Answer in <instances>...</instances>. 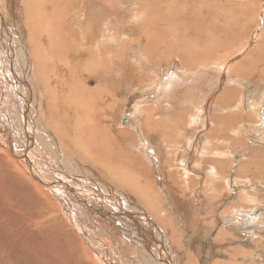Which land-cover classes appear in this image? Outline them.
<instances>
[{"label":"bare ground","instance_id":"bare-ground-1","mask_svg":"<svg viewBox=\"0 0 264 264\" xmlns=\"http://www.w3.org/2000/svg\"><path fill=\"white\" fill-rule=\"evenodd\" d=\"M112 1L113 0H66L61 3L60 0H20L24 6V18H21V22H23L24 25L10 22L7 19L9 16L5 14L4 2L3 6L0 7V64L6 67L8 80H10V82L12 79L16 80L14 85L16 86L15 97L16 94L20 95L21 87L26 88L27 90L30 87L28 93H31V97L29 98L32 100V103H34V96L38 93L37 91H40L41 93L42 88L43 94L46 97V102L49 99L47 94L60 102V106L56 104L55 110L53 111V113L60 119L59 124L57 125V129L60 130V133H56L57 130H55L54 132L57 136L54 135V137L45 126L49 128H55V126L45 118V126L40 125V127L36 129L37 132L41 134L35 136L36 140L34 144L35 149L41 152L42 149H46V139H48V143L51 145L56 157H60V168L51 169L49 166H45L39 171L29 170L31 161L34 162V160L31 159L32 151L28 148V143L20 138H18L17 141H10L9 138H6V132H8L10 128L15 129L13 132L16 135L19 134V132L17 126H14L16 121H10L0 113V166L3 167V163L8 159L6 154H11L14 150L16 152L14 153L15 159H17L15 161L17 163L20 162L24 168V172L21 168L15 171L18 172V176L24 181L27 187L26 193L28 199L31 200L30 212L28 216L25 217L30 224L28 227L30 228L29 232H27V230L21 231L20 229H17L14 231V234H16L17 237L23 236L27 239L28 243L31 244L34 240H37L34 235L36 234L40 243L38 245L41 246L38 252L43 257V260L47 261L49 257L53 256H51V252L45 248L44 244L47 239L51 238V236L47 233L42 238V228L45 226L48 229L49 224H52L53 226L60 224V233L62 236L66 235L68 240L78 241L74 248H76L82 255V258L84 259L83 262H91L94 264L99 258H104L106 251H101V249L104 248L100 245L99 237L95 231L104 229V226L101 224L103 223V218L105 217L104 212H106V210H109V213L112 215L111 217H116V213L119 215L120 211L118 205L114 201L119 198L118 194L115 192L116 188L115 186L112 187V185L110 186V184L100 180V176L105 177L100 173L99 169H101L106 176L110 178L117 177V180L120 181L122 186L128 188L133 186L135 191L142 192L140 193L141 198H144L145 194L147 196V199H145L147 201L146 206H126L128 207L126 210L130 211L129 214H127L128 218L124 217L121 220L124 222L122 223L123 230L125 232L128 231L125 233L128 236L127 242H122L126 251L118 256L110 254L109 257L111 260L115 264H169L167 261H169L170 256H162V254L166 253L169 249V247H166L168 243L164 242L165 240L162 238L158 226L145 218H142L143 222H137L135 220V218H138L137 215L142 214L144 208L153 214L160 210L165 212L166 210H169V208H172L170 206H173L171 201L166 199L163 201L164 197L161 198L160 194L155 190L156 186L159 188L162 186L163 188L164 186H168L165 180L166 178H164L165 160L161 163L164 156L157 138H168L164 135V123L170 120L169 117H171V115L167 117V120L164 118L158 122L154 121L153 118L155 117L154 114L166 115L168 111L172 110L168 105L173 101L172 96H174L175 93L173 89L169 94V89L171 88L167 87L177 86V88H179L181 85L178 83L181 81V77L179 78V81L176 79L173 84L172 79L168 76L165 77V75H159V77H157L156 71L158 72V69L161 67V64L159 63L163 62V58L166 57L167 59H170L172 57H177L181 66L189 70V77H187V79H191L192 75L197 78H204V76L207 78L209 75L223 74V72L219 73L220 68L218 67L206 69L208 72L200 70L196 74L192 73L190 68H187V65L191 63L202 66L211 65L214 59L220 64H225L226 67L234 73L235 67L230 64L232 61L230 60L226 62L225 59L232 54L233 48L229 46L223 47L221 42L215 43V39L212 35V33H216L218 30L225 31L223 26L228 23L223 22L228 20L224 14L219 13V10L213 7L215 0H198L200 3H204L203 8L205 9V12L199 11L200 14L205 18L213 19L210 23L206 24L209 26L203 28L193 24L188 18L189 16L185 14H180L178 12L177 14L169 12L157 14L159 18L164 20L177 19L185 21L186 25H184V29L187 31L185 33L182 32V30H184L183 28H178L177 31L170 21H168L165 26L161 27L152 25L146 21H131L129 17H126L125 12L122 11L121 8L122 4L125 6V2L131 0H119L122 2L121 5H118L117 1H115V3H112ZM164 1L171 2L172 0H156V2ZM180 1H184L185 4L187 3V0ZM217 1L221 2L223 0ZM175 2L178 3L179 0H176ZM227 2H233V0H228ZM139 3L145 5L143 9L152 10L150 7L151 3L148 0H135V2H133V4ZM194 8L195 7L192 9ZM259 9L260 8L251 0H245L239 5L238 3L236 4L232 19L239 26L246 27L251 24ZM87 10H89L92 15H86ZM178 11H183V9L179 8ZM80 12H84L83 17H81ZM261 12H264V7ZM254 13L256 14L254 15ZM93 18L99 21L97 22L94 19L96 22H93ZM262 20V24L264 25V17ZM215 21L220 23L217 24ZM256 21L259 22L258 17ZM114 22L117 24L118 22H121L123 25L119 24L117 26L119 31L117 30L115 33L116 35L113 34V36L111 32H114L112 31L114 28ZM100 23H102V25L97 27ZM93 24L95 26H93ZM23 26H25V28H22ZM122 31H128L133 34L139 33L141 37L130 38L136 41L139 39L144 40L142 48L138 49V51L134 49L127 50L126 45H129L131 48H136V46H132V42L130 44V41H132L130 38L128 40L121 36H119L120 38H117ZM255 31L257 32V35H260L262 29L256 27ZM254 51L255 49H252L251 52H248L246 59H250L255 53ZM221 53L222 56H219ZM12 57L18 63H21L20 66L25 72V74L23 73L24 76L19 79L15 76L18 74V70L14 71L10 69L11 65H8V62ZM126 57H135L136 59L124 61L122 58ZM221 57L223 59H220ZM241 59L238 63H241ZM257 62H259V60H256V63L254 64H249L248 67H252L253 70L258 71L257 69H260V67L258 66L259 64L256 65ZM154 64H158L157 69L154 67ZM2 65H0V67H2ZM261 65H263L262 61ZM261 70L264 72L263 66ZM88 72L97 73L99 79H97V84L94 87H87L82 81L83 75ZM243 72L250 73L251 70H243L241 73L243 74ZM260 72L261 71L259 70V73ZM32 73L35 80L32 77ZM241 73L239 72L236 75L245 77V75H242ZM261 75H264V73ZM154 76H156L157 79L154 80V82H150ZM115 77L117 78L116 81ZM117 84H119V86ZM54 86H57V88ZM154 86L158 87V90L157 88H154ZM129 87L133 89L143 87L144 90L142 97H139V95L133 94L132 92L125 96L128 102L124 109L126 110L125 112H128L127 114H129L130 118H132L129 131L133 132L135 129V131H138L137 126L141 120V115L146 113L148 114V118L144 119L146 123H144L143 128L148 134H151L153 129H155L158 137L147 135L146 137H143L139 132L140 142L138 143V141L136 142V139L132 137L133 134L127 130H122L121 132L115 130V132H119V136L124 134L123 141L126 144V147H124L123 142L121 145V141L119 140V138L122 137L115 138L116 135L113 134L114 129L111 133H108L103 127L97 125L99 124L101 114L83 109L82 104L90 103V106H98L101 109H106L105 97L109 100L112 98L123 102V99L116 98V94L118 95L119 92L127 93ZM236 92V89H226L224 94L222 93L219 97L217 96L219 101L223 98L224 99L221 102L214 99V104L217 106V103H224L225 100H228V103L221 105L225 110L232 109L236 105V102L237 104H242L244 102V97L242 96H240L237 101H234L233 98L236 96ZM257 96H264V88L259 94H257ZM20 98L17 99V102H20ZM63 98L66 100H63ZM149 101L152 103L147 104ZM249 107L254 110L260 109L255 103H250ZM13 108L17 111L20 107L14 105ZM262 109L264 110V102ZM101 113H105V111L103 110ZM233 115L239 116L240 113L230 114L225 111L224 116L232 117ZM250 115H254L252 110H248L242 116L243 118H249ZM190 116H194V111L191 112ZM116 124L117 120H114V125ZM95 126H100V128L96 127L95 129ZM236 126L243 128L245 125L236 124ZM209 131L213 132L212 129H209ZM244 132L247 133L248 131L244 130ZM125 133H127V135ZM260 133V136H264V132ZM55 138L60 146L57 144ZM72 140L80 141L81 145L79 147H73L71 144ZM190 143L191 141H189V144ZM169 144H171L170 141ZM5 146H8L9 148H6ZM5 149L8 150L9 153L2 152ZM64 149L73 155L68 157L71 160L70 162H77V164H79V160L88 165L92 164L93 169L87 172L75 171L76 169L72 167V163L68 161ZM85 149L90 150V154L82 158L79 153ZM252 149L257 152L259 156L258 158H264V138L260 147L253 146ZM259 151H261V153ZM153 153L158 161L157 164H151V167L153 168L152 171L148 165V159L151 160L153 158ZM189 156L187 158H189ZM259 160H257V162ZM7 162L8 164H11L9 161ZM12 165L14 164L12 163ZM254 167L255 168H252L250 171L255 175L257 174V170L258 173H260L261 169H263L262 167L258 168L256 165ZM114 169H116L118 173L117 176L112 175V170ZM186 169L187 171H192V167H187ZM57 170L60 171L58 176L62 181H66V184L62 187H60L61 183L56 178L50 180V178L54 176L53 172ZM152 173L155 175L154 178L151 177ZM120 174L122 177L119 179ZM27 175L41 179L42 182H34L32 178ZM187 177L190 178L191 176L189 177L187 174ZM216 178L217 177L215 176V179L211 180V184H209L210 180H204L206 186L210 188V194L213 195V197L217 196L215 194L216 192H213L216 189V180H218ZM48 184H51L54 192H50ZM71 184H73V187L69 188V185ZM230 185L229 189L232 188ZM18 186L23 187V185ZM63 187L67 193L64 199L65 201L59 200L56 202V195L60 193ZM70 191H73V193L71 194ZM164 192L165 196L169 195L168 190ZM198 194L199 192H196V195ZM222 194L218 198L221 199ZM243 196L246 197L245 200H252L247 197L248 195L246 191H243V193L238 195L241 199ZM99 197L104 199V201L112 202L114 208L112 205L108 209L109 202L107 207ZM178 199L177 201H179L180 206H186L187 201L184 197H182V200L181 198ZM258 199H261L262 204L254 202L255 200L253 202L254 205H261L263 207L262 219H264V196L259 195ZM46 200H54L55 202L49 205ZM242 200H244V198ZM93 206L96 208L93 209ZM230 206V209H233L235 203L232 202ZM181 208L183 210V207ZM88 209H92V211L95 212L94 215H98L99 217L94 221L95 224L92 226L85 224L87 220L90 221L88 219L90 217L87 212ZM70 210L71 212L77 210V213L71 214L70 217H66L65 215H68ZM172 211L179 213L177 207ZM237 216L238 215H232L228 218H226V216H219L216 218L217 223L212 224L213 226L210 228H205L206 232L202 236L201 241L200 239L197 240L188 237L185 240V250L191 255L192 259L194 260V257H196L198 258V261L202 263L207 259V254L209 252L212 255L215 254V252L218 253L211 248V251H207L210 244L208 240L212 234L210 230L217 229L218 225H221L223 228L216 231L211 244L214 246L213 243H215L219 247V251L223 250V247L220 245L223 238L219 239L218 235L220 233H225L227 237L224 238H233V233L238 231L235 227L241 223V221L236 218ZM246 216L243 218L251 221L255 220L251 211L247 212ZM32 219L35 221L34 226ZM56 219H59L58 223H56ZM185 221L182 222L184 228H189V231L192 232V224ZM73 225L77 227L79 225L81 231L75 230ZM130 225H133L132 229H130ZM253 226H255V224H253ZM31 233H33L32 236L30 235ZM248 233L253 232L248 231ZM63 242L64 240H62V243ZM142 242L144 245H141ZM252 245V248L255 246L260 247V245L263 247L264 239L258 238L252 243ZM66 249L67 254L73 255V248ZM253 252L263 254L264 249H258V251L253 250ZM237 253H242V251L238 249ZM79 257L81 258V256ZM245 258L247 257L245 256ZM219 261L221 260L216 259L214 264H234L229 261L223 263H220ZM205 262L209 261L206 260ZM1 263L5 264L4 261H1ZM57 263L58 262L55 264Z\"/></svg>","mask_w":264,"mask_h":264},{"label":"rangeland","instance_id":"rangeland-1","mask_svg":"<svg viewBox=\"0 0 264 264\" xmlns=\"http://www.w3.org/2000/svg\"><path fill=\"white\" fill-rule=\"evenodd\" d=\"M65 1L66 0H60L61 3ZM115 1H117L118 5H121L122 3L119 0H113L112 3H115ZM148 1L151 3L150 7L152 10L143 9L145 7L143 3L133 4L135 0L128 2L126 1L125 6L122 4L121 8L122 11L125 12L126 17H129L131 21H146L147 23L156 25L158 27L165 26V24L170 21L176 30L178 28L184 29V25H186L185 21L177 19L164 20L159 18L157 14L168 12L172 14H177V12L180 14H185L189 16L188 18L193 22V24L201 28L209 26L206 24L213 20L205 18L200 14L199 11L205 12V9L203 8L204 3H200L198 0H187L188 4H185L184 1L180 0L178 3L175 2L176 0H172L171 2H156V0ZM227 1L228 0H223L221 2L217 0L214 1L213 7L215 9L217 8L219 13L224 14L228 21L223 23L228 24L223 26L225 31L218 30V32L212 33V35L215 39V43L221 42L223 47L229 46L233 48V52L231 51L232 54L225 59L226 62L230 60L232 61L230 64L235 67L234 73L229 68H227L225 64H220L216 61V59H214L211 65L202 66L191 63L187 65V68H190V71L196 74L200 70L203 72H208L206 69L218 67L220 68L219 73L223 72V74L209 75L207 78L205 76L204 78H197L191 74V80L187 79V77H189V70L181 66L177 57H172L170 59L165 57L163 58V62L159 63L161 64V67L158 69V72L156 71L157 77H159V75H165V77L168 76L170 79H172L173 84L176 79L179 81V78L181 77V81L178 83L181 85L179 88H177V86L167 87L171 88L169 89V94L173 91V89L175 93L174 96H172L173 101L168 105L172 108V110L168 111L166 115L154 114L155 117L153 118L154 121L158 122L164 118L167 120V117L171 115V117H169L170 120L164 123V135L168 138L162 139L158 137L155 129H153L151 133L153 135L148 134V132L144 130L143 125L146 123L144 119L148 118V114L146 113L142 114L143 116L141 115V120L137 126L138 131H135V128H133L135 130L132 129L134 133L129 131L132 118H130L129 114H127L128 112H125L126 110L124 109L128 102L125 96L132 92L133 94H137L139 97H142L144 94L143 87H138L136 89L129 87L127 89V93L119 92L118 95L116 94V98L123 99V102H120V100H114L112 98L109 100L107 97H105L106 109H101L98 106H90V103L82 104L83 109L101 114V117L99 118V124L97 125L103 127L106 131H108V133H111L114 129L113 134L116 135L115 138L122 137L119 138V140L121 141V145L123 142L124 147H126V144L123 141L124 134L121 136L118 134L122 130H127L133 134L132 137L136 139V142L138 141V143L140 142L139 132L143 137H146V135L158 137L157 140L160 143L164 156V159L161 161V163L165 160L164 178H166L165 180L168 186H164V188L163 186L161 188L156 186L155 190L158 194H160L161 198L164 197L163 201H165V199L169 200L172 202L173 206H170L172 208H169V210H166L165 212L160 210L153 214L144 208V210H142V214L137 216H139L140 221H142V218H145L158 226L160 234L165 240L164 242L168 243V245H164H166L167 248L169 247V249L166 253H163L162 256H170L169 261H167L169 264H214L216 259L221 260L219 261L220 263L229 261L234 264H264V253L262 254L253 252V250L258 251V249H264V245L263 247L260 245V247L255 246L252 248V243H254L258 238L264 239V219H262L263 207L261 205H254V202L262 204L261 199H258V196H264V158H258L259 156L257 152L252 149L253 146L260 147L264 138L263 135L260 136V132H264V110L262 109L264 96H257V94H259V92H261V90L264 88V75H261L264 73L261 70L262 66L264 67V25L262 24L264 12H261L264 7V0H251L260 9L257 14L254 13L256 16L254 17L251 24L246 27L239 26L232 19L236 4L238 3L239 5L245 0H233V2ZM3 2L5 3V14L9 16L7 19L10 22L24 25V23L21 22V18H24V6L20 0H0V7L3 6ZM193 7L195 8L192 9ZM179 8H182L183 11H178ZM80 13L81 17H83L84 12ZM86 15L90 16L92 14L89 10H87ZM257 17L259 22L256 21ZM94 19L95 18H93V22L99 21L97 19L94 21ZM124 21L126 22L125 19ZM215 23L219 24L220 22L215 21ZM94 24L93 26H95ZM119 24L122 23L118 22L117 24L114 22V28L112 30L114 32H111L112 35H116V31H119L117 27ZM100 25H102V23H100L97 27ZM256 27H260L262 29L260 35H257V32L255 31ZM22 28H25V26ZM182 32L186 33L187 31L184 29ZM119 36L125 38L126 40H128L130 37H141L139 33L133 34L128 31H122L121 34L117 36V38H120ZM131 42L132 46H136V48H131L129 45H126L127 50L134 49L138 51V49H141L144 45V40L142 39H139L138 41L132 40L130 41V44ZM252 49H255V53L250 59H246L248 52H251ZM219 56H222V53L219 54ZM122 59L125 61L136 58L126 57ZM220 59L223 58L221 57ZM240 59L241 63H238ZM256 60H259V62L256 64H259L258 66L260 67V69H257L258 71L253 70L252 67H248L249 64L256 63ZM261 61L263 65H261ZM8 65H11L10 69L14 71L18 70V74L15 75L17 79L24 76L25 72L20 66L21 63H18L13 57L8 62ZM157 65L158 64H154L156 69ZM249 69L251 70L250 73H241L243 70L249 71ZM259 70L261 71V74L259 73ZM239 72L242 75H245V77L236 75ZM6 73L7 69L2 65V67H0V113L10 121L15 120L16 124L14 126H17L19 132V134L16 135L13 132L15 129L10 128L8 132H6V138H9L10 141H17L18 138H20L28 143V148L32 151L31 159L34 160V162L31 161L29 170L39 171L45 166H49L51 169L60 168V157H56L51 145L48 143V139H46V149H42L41 152L35 149L34 145L36 140L35 136H39V134H41L38 133L36 129L39 128L40 125L45 126L46 120L55 126V128H49L45 126L53 134V136L56 135V133H60V130L57 129L60 119L53 113L55 110V105L57 104L60 106V102L47 93L46 94L49 96V99L46 102V97L43 94L42 88L41 93L40 91H37L38 93L36 96H34V103H32V100L29 98L31 97V93H28L30 87L28 90L21 87L20 95L16 94L15 97L14 94L16 93V86L14 85L16 80L12 79L10 82ZM89 73L90 72L83 75L82 81L85 83V86L94 87L97 84V79L99 78L97 73ZM156 76H154L150 82H154V80L157 79ZM32 77L35 80L33 73ZM116 80L117 78L115 77V81ZM117 85L119 86V84ZM54 87L57 88V86ZM154 88H157L158 90V87L154 86ZM230 88L236 89L237 91L236 96L233 98L234 101H237L239 97L242 96L244 97V102L242 104H237L236 102V105L232 109L226 110L223 109L221 105L228 103V100H225L224 103H217L216 106L214 104V99H217L218 102H221L224 98L219 101L217 96L219 97L222 93L224 94L226 89ZM18 98H20V102H17ZM63 100L66 99L63 98ZM151 103V101L147 102V104ZM250 103H255L260 107V109H251L249 107ZM14 105H17L21 109L19 108L17 111H15L13 108ZM103 110L105 113H101ZM248 110H252L254 115H250L249 118H243L242 115ZM192 111H194V116L191 117L190 115ZM225 111L230 114L240 113V115L225 117ZM114 120H117L116 125H114ZM236 124H242L245 126H243V128H239V126H236ZM100 126H95V129L96 127L100 128ZM209 129H212L213 132L209 131ZM55 130H57L56 133L54 132ZM115 130L119 132H115ZM244 130H247L248 132L246 133ZM125 134L127 135V133ZM169 141L171 144H169ZM189 141H191L190 144ZM56 142L59 145L57 139ZM71 144L73 147H79L81 142L72 140ZM5 147L9 148L8 146ZM64 151L67 154L68 161L70 162L71 160L68 157L73 155H71V153L67 152L65 149ZM89 151L90 150L85 149L79 154L82 158H84L90 154ZM2 152L9 153V151L6 149ZM259 152L261 153V151ZM14 153L16 152L13 150L11 154H6L9 160L7 159L6 162L3 163V167L0 166V264H2L1 261H4L5 264H55L56 262H58L57 264H92L91 262H83L84 259L82 258V255L76 248H74L78 243L77 240H68L66 235H61L60 224H56L54 226L49 224L48 229L45 226L42 228V238L47 233H49L51 236V238L47 239L46 243L44 244L45 248L48 249L51 252V256H53L49 257L47 261H44L43 257L38 252L41 246L38 245L40 243L36 234L34 235L37 240H34L32 244L28 243L27 239L23 236L17 237L16 234H14V231L17 229H20L21 231L27 230V232H29L30 228L28 227L30 224L28 219L25 217L28 216L31 209V200L28 199V195L26 193L27 187L24 181L18 176V172L15 171L21 168L24 172V168L20 162L17 163L15 161L17 159H15ZM188 156L189 158H187ZM257 160L259 161L257 162ZM7 161H9L11 164H8ZM157 161L158 159L153 153V158L151 160L148 159V165L150 166L151 170L153 169L151 164H157ZM12 163L14 165H12ZM70 163H72V167L76 169L75 171L87 172L93 169L92 164L88 165L80 162L79 160V164H77V162ZM255 165L258 168H263L261 169L260 173H258L257 170L256 175L250 171L252 168H255ZM187 167H192V171H187ZM99 170L100 173H102L107 178L106 179L105 177L100 176V180L110 184V186L112 185V187L115 186L116 188L115 192L118 194L119 198L115 199L114 201L118 205L120 214L118 215V213H116V217H111L112 215L109 213V210L104 212L105 217L103 218V223L101 224L104 226V229H102L103 231L96 230L95 232L99 237L100 245L105 249H101V251H106V255L104 258H99L97 262H94V264H99V262L100 264H115L109 255L112 254L114 256H118L122 252L126 251V248L123 246L122 242H127L128 236L125 233L128 231L125 232L123 230L122 223L124 222L121 221L130 212L126 210V208L135 207L136 205L138 207L146 206L147 201L145 199H147V196L145 194L144 198H141L140 193L142 192L135 191L133 186H130L129 188L122 186L120 181L117 180V177L110 178L106 176L101 169ZM59 173L60 171L58 170L54 171V176L50 178V180L56 178L61 183L60 187H62L63 184L66 183L58 176ZM187 174L189 177H191L188 178ZM112 175H118L116 169L112 170ZM27 176L32 178L34 182H42L41 179L31 175ZM154 176L155 175L152 173L151 177L154 178ZM215 176L218 180H216V189L213 192H216L215 194L217 196L213 197V195L210 194V188L206 186V182H204V180H210L209 184H211L210 182L212 179H215ZM121 177L122 176L120 174L119 179ZM18 185H23V187H19ZM48 185L50 192H54L51 184ZM229 185L232 186L231 189H229ZM166 190L169 191V195L167 196H165L164 192ZM243 191H246L248 195L247 197L251 198L252 200H245V196H243L244 200H242L243 198L241 199L238 197V195L243 193ZM196 192H199V194L196 195ZM70 193L72 194L73 191H70ZM221 194L222 197L220 199L218 197H220ZM182 197L185 199L188 197L186 199V206H180L179 201H177L178 198H181L182 200ZM99 199L103 201L104 205L108 207L109 201H104V199L101 197H99ZM59 200L60 193L56 195V202ZM46 202L51 205V203L55 201L46 200ZM232 202L235 203V206L233 209H230V204ZM112 205L113 203L109 202L108 209ZM176 207L179 209V213L172 211ZM181 207H183V210ZM95 208L96 207L93 206V209ZM249 211H251L253 217H255L254 221L243 218ZM87 212L90 215L88 219L91 222H94L99 218L98 215H94L95 212H93L92 209H88ZM75 213H77V210L75 212H71L70 210L68 215L65 216L70 217L71 214ZM232 215H238L236 218L241 221V223L235 227L238 229L236 232L238 234L232 232L234 237L227 239L224 238L227 237L225 233H220L218 237L219 239L223 238L220 243V245L223 247V250L219 251V247L215 243H213L214 246L211 244V242H213V237H215L216 231L223 228L221 225H218L217 229L210 230L212 234L209 237L210 239L208 242L210 244L209 249H207L208 252L211 251V248L216 250L218 253L215 252L216 255H212L209 252L206 259L209 262H205V260L202 263L198 261V258L192 255L194 257V261L187 250H185V240L188 237H192L197 240L200 239L201 241L206 229L213 226L212 224L217 223L216 218L219 216H226V218H228ZM58 220L59 219H56V223H58ZM90 221L87 220L85 224L90 226L95 224V222L91 223ZM183 221L190 222L192 224V232L189 231V228H184L182 223ZM33 222L34 226L35 221L33 220ZM253 224H255V226H253ZM73 228L77 231H81L79 225L78 227L73 225ZM132 228L133 225H130V229ZM248 231L253 233H248ZM32 234L33 233L30 235L32 236ZM62 240H64L63 243ZM141 245H144V243L142 242ZM66 248H73V255L67 254ZM238 249L241 250L242 253H237ZM79 256H81V258ZM245 256L247 258H245Z\"/></svg>","mask_w":264,"mask_h":264},{"label":"crops","instance_id":"crops-1","mask_svg":"<svg viewBox=\"0 0 264 264\" xmlns=\"http://www.w3.org/2000/svg\"><path fill=\"white\" fill-rule=\"evenodd\" d=\"M64 182L66 183L65 180H64ZM63 185H64V184H63ZM72 187H73V184L69 185V188H72ZM60 193H61V194H60V201H61V200H64L65 197H66V195H67V193H66L64 187H63V189H61ZM64 201H65V200H64ZM126 217L128 218V215H127ZM135 220H136L137 222H140V218H139V216H138V218H135Z\"/></svg>","mask_w":264,"mask_h":264}]
</instances>
